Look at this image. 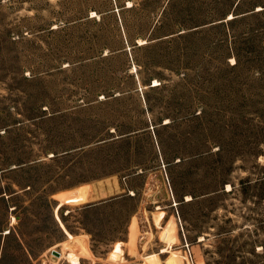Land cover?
<instances>
[{
    "label": "rangeland",
    "instance_id": "rangeland-1",
    "mask_svg": "<svg viewBox=\"0 0 264 264\" xmlns=\"http://www.w3.org/2000/svg\"><path fill=\"white\" fill-rule=\"evenodd\" d=\"M0 264H264V0H0Z\"/></svg>",
    "mask_w": 264,
    "mask_h": 264
},
{
    "label": "bare ground",
    "instance_id": "bare-ground-1",
    "mask_svg": "<svg viewBox=\"0 0 264 264\" xmlns=\"http://www.w3.org/2000/svg\"><path fill=\"white\" fill-rule=\"evenodd\" d=\"M232 18H234V16H231V19ZM146 43V41H143V40H140V44H145ZM160 85V83L158 82V81H155V85L154 86H159ZM191 199V197H188V200H190ZM201 239H203V238H201Z\"/></svg>",
    "mask_w": 264,
    "mask_h": 264
},
{
    "label": "crops",
    "instance_id": "crops-1",
    "mask_svg": "<svg viewBox=\"0 0 264 264\" xmlns=\"http://www.w3.org/2000/svg\"><path fill=\"white\" fill-rule=\"evenodd\" d=\"M11 233H9V234H6V235H10ZM20 243V245H21V243H22V241L21 242H19ZM23 244V243H22ZM23 246H24V248L27 250V248L25 247V245L23 244ZM21 248H22V246H21Z\"/></svg>",
    "mask_w": 264,
    "mask_h": 264
},
{
    "label": "water",
    "instance_id": "water-1",
    "mask_svg": "<svg viewBox=\"0 0 264 264\" xmlns=\"http://www.w3.org/2000/svg\"><path fill=\"white\" fill-rule=\"evenodd\" d=\"M55 255H60L58 252H55Z\"/></svg>",
    "mask_w": 264,
    "mask_h": 264
},
{
    "label": "trees",
    "instance_id": "trees-1",
    "mask_svg": "<svg viewBox=\"0 0 264 264\" xmlns=\"http://www.w3.org/2000/svg\"><path fill=\"white\" fill-rule=\"evenodd\" d=\"M137 46V45H136Z\"/></svg>",
    "mask_w": 264,
    "mask_h": 264
}]
</instances>
